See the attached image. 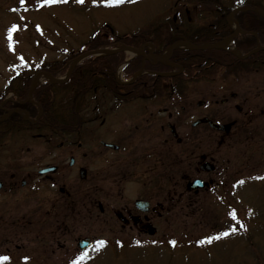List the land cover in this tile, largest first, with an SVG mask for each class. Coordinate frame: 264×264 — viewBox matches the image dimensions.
<instances>
[{
	"label": "flooded vegetation",
	"instance_id": "af4514ba",
	"mask_svg": "<svg viewBox=\"0 0 264 264\" xmlns=\"http://www.w3.org/2000/svg\"><path fill=\"white\" fill-rule=\"evenodd\" d=\"M201 26L215 29L223 25ZM231 30V34L214 43L233 36L236 29L231 27ZM246 33L240 30L233 40ZM212 34L221 36L222 32ZM181 40L185 39L177 41ZM140 57L142 67L143 56ZM171 57L158 62L147 60L142 71L140 67L130 76L124 71L125 80L117 82L121 85L136 82L138 85L128 92L120 89L125 95L132 94L126 101L116 94L95 91V94L111 96L114 102L55 104L64 111L74 108L70 113L55 114L76 116L70 122V125L78 122L76 128L53 129L43 125L44 121L33 128L30 124L40 117L35 121L28 119L30 107L38 106L33 94L29 98L30 89L25 98H21L15 89L6 88L0 94L3 97L0 129L13 115L22 118L14 122L12 129H2L0 134V147L12 143L7 165L0 166V228L10 233L9 238L24 236L32 227L41 234L49 228L55 238L61 235L74 237L79 215L92 216L96 206L108 221H112V214L115 215L121 232L130 236H155L158 232L155 223L172 215L171 208L178 205L196 207L204 202L208 192L234 190L240 173V158L233 133L239 124L252 122L256 115L240 104L231 107L238 114L233 119H228L226 112L215 119L203 114L200 108L204 100L187 101L191 81L182 80L183 88L173 87L174 78L187 72ZM146 62L172 68L146 69ZM201 65L205 62L194 64L196 67ZM144 76L146 78L141 79ZM229 76L237 77L234 73ZM16 77H19L17 84L20 87L30 75ZM159 79L165 84L160 89L163 95L151 86ZM237 97L236 92H230L221 100L211 101L215 105H227ZM171 99L175 101L169 106H161L158 102ZM178 104L187 112V119H191L189 126L182 127L184 120L176 116ZM261 113L264 114V108ZM204 118L216 124L232 125L228 129H216L208 122H201ZM208 129L212 135H207ZM14 132L26 135H14ZM30 132L33 134L29 135ZM251 138H255L254 133ZM251 160L252 156L249 165ZM114 198L120 201L119 207L101 201ZM153 230L155 233L151 234ZM81 238L91 239H77ZM22 247L16 244L17 249Z\"/></svg>",
	"mask_w": 264,
	"mask_h": 264
},
{
	"label": "rangeland",
	"instance_id": "374dc122",
	"mask_svg": "<svg viewBox=\"0 0 264 264\" xmlns=\"http://www.w3.org/2000/svg\"><path fill=\"white\" fill-rule=\"evenodd\" d=\"M221 1L235 9L243 0ZM182 4L193 10V14L188 13L193 27L213 18L205 5L181 0H123L119 4L105 0H0V94L12 77L35 75L49 63L64 61L97 31L120 36L156 22L166 23L169 18L178 17ZM230 15L228 22L232 26ZM115 45L112 42L108 46ZM37 79L40 84L49 80ZM230 92L238 94L231 104H213V100H221ZM63 94L58 100L67 103ZM187 95L188 102L204 100L201 112L214 119L223 112L228 119L237 117L231 108L234 104L256 115L252 122L239 124L233 133L240 158V173L233 191H211L199 206L171 208L172 215L155 223V236L121 232L115 215L108 221L98 206L92 216L79 215L74 237L55 238L49 228L41 234L32 227L24 236L9 238L10 233L0 228V256L9 258L0 260V264H264V71L238 77L219 71L213 77L191 82ZM174 101L158 102L169 106ZM89 102L114 100L99 93L90 95L85 103ZM175 114L184 120L180 121L182 127L189 126L191 119H187L181 104L176 105ZM212 134L208 129L207 135ZM11 147L12 143L0 147V166L7 165ZM250 156L253 162L249 165ZM101 201L121 205L115 198ZM77 236L90 237L93 246L78 249ZM16 244L23 247L17 249Z\"/></svg>",
	"mask_w": 264,
	"mask_h": 264
},
{
	"label": "trees",
	"instance_id": "16d2710c",
	"mask_svg": "<svg viewBox=\"0 0 264 264\" xmlns=\"http://www.w3.org/2000/svg\"><path fill=\"white\" fill-rule=\"evenodd\" d=\"M184 3H196V5H205L212 11L210 14L213 18L209 22L204 24H217L223 25L222 27H193L189 20L188 13L193 14V10H189L186 4H182L178 17L169 18L166 23L156 22L150 24L144 28L138 29L134 32L113 35L112 32L101 33L97 31L92 39L86 44L82 45L77 51L70 54V56L64 61H55L49 63L40 68V70L47 71L53 75L64 74L69 68L71 62L79 57L81 54L95 50L99 47H104L113 42L117 45H132L135 47L142 46L143 43H152L154 45V52L156 54L162 53L169 49L179 39L188 40L194 44L214 43L215 40H219L228 34L232 33L231 27L228 25L227 17L231 13L229 8L221 0H181ZM240 6L248 7L250 9L245 11H239L236 13L235 18L240 24L242 30L246 31V35L236 38L234 40V46L237 50L243 52L246 57L240 58L231 53L228 49H205V50H192V49H175L171 60L181 64L186 75H180L174 78L173 87L183 88L182 80H189L191 82L199 81L202 79L213 77L219 71H224L226 75L231 73L240 76L244 73H251L254 71H264V50L247 56L251 50L258 46V42L264 45V17L261 13L254 11L253 8H258L264 12V0H243ZM198 7V6H196ZM214 31H221V36H215L212 34ZM224 34V35H223ZM110 40H109V39ZM112 40V41H111ZM115 41V42H114ZM126 55L124 52H119L105 56H90L82 60L76 65L69 79L61 84L51 83L49 81L40 84L36 87L33 93V99L38 103L32 105L29 109L30 117L36 118L41 106L43 113L36 123H31V127L37 128L38 125L44 121L43 125L53 127V129H60L61 127L76 128L77 123L70 125V122L76 118L73 115H56L55 112L70 113L74 108H67L64 110L55 107L57 103H61L58 100V96L64 93L62 96L67 97V103L77 104L85 103L90 95L95 94V91H104L112 94H116L123 101H126L132 94L125 95L124 91H129L135 87H138L137 83L121 85L116 80V71L118 66L125 60ZM205 62V65L200 67L194 66ZM142 65L141 57L138 56L131 60L125 72L127 76L133 74L134 71L140 69ZM171 69V66H165L158 63L157 65L146 62V69H158L165 70ZM198 72L197 75L193 73ZM188 77V78H186ZM19 77L10 79L7 89H15L19 93L21 98H25L31 86L32 76L28 77L25 85L17 84ZM146 76L141 79H145ZM161 79V78H160ZM154 82L151 86H155L159 89V95H163V91L160 90L165 84L160 82ZM140 80V79H139ZM151 81L153 79H150ZM185 82V81H183ZM120 90V89H122ZM22 89V91L20 90ZM3 97H0V102ZM8 106L11 107V104ZM12 119V121H11ZM7 123H4L3 128L0 129H12L14 122L17 119L22 120L19 116H12ZM28 124V122H25ZM62 129V128H61Z\"/></svg>",
	"mask_w": 264,
	"mask_h": 264
},
{
	"label": "water",
	"instance_id": "95a60500",
	"mask_svg": "<svg viewBox=\"0 0 264 264\" xmlns=\"http://www.w3.org/2000/svg\"><path fill=\"white\" fill-rule=\"evenodd\" d=\"M255 11H259L258 9H255ZM263 16H264V13H261ZM238 25V31H240V26L239 24L237 23ZM236 31L235 34L238 32ZM234 34V35H235ZM233 36L229 37L228 39L222 41V42H217V43H214V44H204V45H197V44H193L189 41H181V43H184L185 45H187L189 48L193 49V50H205V49H224L225 48V45L228 41H230L231 39H233ZM177 47V43L173 44L171 47H170V50H169V54L168 56H170L174 49ZM261 49H264L263 46H259L257 49L255 50H252L249 54H253L255 53L256 51L258 50H261ZM121 51H125V52H134L136 54H143L144 55V58H143V66L141 69H143L144 67V64H145V61H146V57H149V56H152L154 57L156 60H161L159 58V56L155 55L153 51H151L148 54H146L143 50V48H135V47H130V46H124V47H120V48H113V49H110V48H99V49H96V50H93V51H90L84 55H81L79 58H76L71 67H70V70L67 74L66 77H64L63 79H58V78H55L54 76H52L51 73H48V72H45V74H47L48 76H50L54 82L56 83H62L64 81H66L71 73L73 72L75 66L78 64V62L80 60H82L85 56H90V55H96V56H101V55H107V54H113V53H118V52H121ZM135 55V54H134ZM134 55H131L130 59H132L134 57ZM128 61H125L123 66H125L127 64ZM36 87V84L35 82L32 83L31 85V88H30V92H29V98H31L32 96V93H33V90L34 88ZM29 118V117H28ZM30 119V118H29ZM201 122H208L213 128H216V129H225V128H230L232 124H228V125H221V124H216L214 123L212 120H210L209 118H204L201 120ZM155 233V231L153 230L151 232V234ZM93 245V242L89 239V238H81L79 241H78V247L81 248V249H86V248H90L92 247Z\"/></svg>",
	"mask_w": 264,
	"mask_h": 264
},
{
	"label": "snow or ice",
	"instance_id": "6c2138e0",
	"mask_svg": "<svg viewBox=\"0 0 264 264\" xmlns=\"http://www.w3.org/2000/svg\"><path fill=\"white\" fill-rule=\"evenodd\" d=\"M24 0H21V3H23ZM82 2V0H81ZM93 2L95 3L96 0H93ZM106 3H115V4H119V3H122L123 0H105ZM13 28H15V26H13ZM11 32V30H10ZM98 243H103L102 241L101 242H98ZM172 243H175L174 241ZM9 258L6 257V256H0V260H8Z\"/></svg>",
	"mask_w": 264,
	"mask_h": 264
},
{
	"label": "bare ground",
	"instance_id": "6f19581e",
	"mask_svg": "<svg viewBox=\"0 0 264 264\" xmlns=\"http://www.w3.org/2000/svg\"><path fill=\"white\" fill-rule=\"evenodd\" d=\"M179 46H182V47H184V45L183 44H179ZM131 54H134V52H132ZM165 56V55H164ZM38 81V79L36 80V82ZM35 82V83H36Z\"/></svg>",
	"mask_w": 264,
	"mask_h": 264
}]
</instances>
